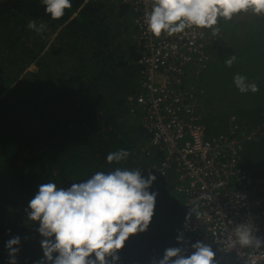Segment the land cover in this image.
Segmentation results:
<instances>
[{
  "label": "trees",
  "instance_id": "obj_1",
  "mask_svg": "<svg viewBox=\"0 0 264 264\" xmlns=\"http://www.w3.org/2000/svg\"><path fill=\"white\" fill-rule=\"evenodd\" d=\"M71 3L54 20L42 0H0V264H8L5 245L14 236L21 237L17 264H35L43 256L38 222L26 212L40 184L68 188L116 167L156 176L152 222L118 253L127 264H145L153 250L179 245V232L188 240L197 217L188 212L195 204L179 191V174L172 169L159 176L153 168L158 155H146L161 152L150 146L136 112L142 76L134 7L120 0ZM30 20L47 27L37 33L27 28ZM218 27L215 36L204 29L205 67L184 73L179 90L193 93L208 138L237 128L235 134L252 136L238 138L237 167L264 179V15L249 9L220 18ZM231 55L237 59L228 67ZM31 65L34 70L27 69ZM236 74L259 90L241 93ZM119 149L129 158L109 164L107 155Z\"/></svg>",
  "mask_w": 264,
  "mask_h": 264
},
{
  "label": "clouds",
  "instance_id": "obj_2",
  "mask_svg": "<svg viewBox=\"0 0 264 264\" xmlns=\"http://www.w3.org/2000/svg\"><path fill=\"white\" fill-rule=\"evenodd\" d=\"M45 12L52 19H60L65 10L72 7L71 0H42ZM264 15V0H153L150 12L145 13L147 30L156 38L172 36L197 28L220 31V18L231 20L234 15L247 12ZM30 20L27 28L37 33L46 29ZM231 55L225 64L231 67L236 61ZM233 82L241 93L259 90L255 82L236 74ZM126 149L110 152L109 164H119L129 158ZM142 169L116 167L108 172L97 171L90 178L72 183L64 188L54 182L42 183L29 201L27 217L38 222L36 231L42 237L40 246L43 256L35 264H117L119 251L133 235L148 230L155 215L158 193L150 191L156 176L145 177ZM199 217L196 206L189 208L188 218ZM254 225L241 223L229 233L230 249H262L264 235H257ZM178 244H187L184 232L176 237ZM8 264H17L21 237L6 241ZM184 247H168L156 264H216V252L210 244L196 241Z\"/></svg>",
  "mask_w": 264,
  "mask_h": 264
},
{
  "label": "built area",
  "instance_id": "obj_3",
  "mask_svg": "<svg viewBox=\"0 0 264 264\" xmlns=\"http://www.w3.org/2000/svg\"><path fill=\"white\" fill-rule=\"evenodd\" d=\"M120 1L132 5L136 13L138 32L134 39L141 49L138 64L142 76L136 112L151 135L150 146L161 152L146 151V155H158L153 168L159 176L172 169L179 174V191L201 213L189 228V243L170 247H184L190 253L191 243L202 241L216 252V264H264V248L240 249L239 253L229 248V233L237 224L254 225L257 235H264V179L237 167L238 138L252 136L235 134L240 132L237 128L219 138H208L198 121L199 105L193 93L188 88L184 93L179 90L184 73L205 67L207 32L192 28L156 38L145 24V13L151 11L153 0ZM163 253L153 250L145 264H156ZM117 264L127 262L120 257Z\"/></svg>",
  "mask_w": 264,
  "mask_h": 264
},
{
  "label": "rangeland",
  "instance_id": "obj_4",
  "mask_svg": "<svg viewBox=\"0 0 264 264\" xmlns=\"http://www.w3.org/2000/svg\"><path fill=\"white\" fill-rule=\"evenodd\" d=\"M28 70H34L35 69V67H32V65L29 67V68H27Z\"/></svg>",
  "mask_w": 264,
  "mask_h": 264
},
{
  "label": "bare ground",
  "instance_id": "obj_5",
  "mask_svg": "<svg viewBox=\"0 0 264 264\" xmlns=\"http://www.w3.org/2000/svg\"><path fill=\"white\" fill-rule=\"evenodd\" d=\"M210 62V61H209ZM242 172H244V171H242Z\"/></svg>",
  "mask_w": 264,
  "mask_h": 264
}]
</instances>
